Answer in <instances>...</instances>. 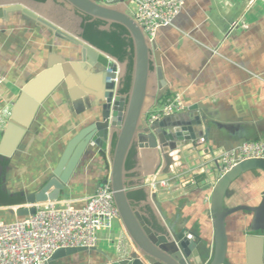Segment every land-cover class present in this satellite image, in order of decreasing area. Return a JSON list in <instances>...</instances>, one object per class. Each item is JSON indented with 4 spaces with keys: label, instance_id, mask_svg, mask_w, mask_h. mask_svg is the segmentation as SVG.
I'll list each match as a JSON object with an SVG mask.
<instances>
[{
    "label": "crops",
    "instance_id": "1",
    "mask_svg": "<svg viewBox=\"0 0 264 264\" xmlns=\"http://www.w3.org/2000/svg\"><path fill=\"white\" fill-rule=\"evenodd\" d=\"M57 2L29 5L47 21L79 36L84 17ZM231 3L186 0L173 25L158 31L155 42L168 89L163 95L166 99L156 106L150 108L151 100L146 101V109L150 108L147 119L176 93L187 106L199 104L210 122L205 136L208 146L224 151L243 142L264 141V8L257 5L245 12L242 2ZM7 16L0 19V75L5 80L0 87V144L24 88L47 73L18 111V119L29 123L20 129L16 147L10 155H0V220L13 222L17 217L10 208L23 205L28 196L44 186L69 141L95 120L98 101L85 92H95L94 87L103 82L102 69L107 61L104 53L99 54L100 64L91 68L81 61L79 46L42 31L20 12ZM240 19L246 26L230 32L232 24ZM125 73L120 75V88ZM149 93H154L151 87ZM181 153L186 156L184 149ZM110 157V153L90 147L59 199L82 206L107 176ZM191 159L194 167L196 157ZM156 165L157 159L154 161L148 152L135 153L132 173L127 176L129 187L133 191L144 189L148 198L152 177L145 174L152 173ZM211 185L206 175H197L184 189L157 192L150 204L139 205V209L147 219L154 217L161 232L165 226L170 233L184 229L192 234L205 244L210 258L214 228L211 189L207 187ZM263 191L264 174L258 170L245 172L230 186L223 208L255 207ZM252 217L245 211L227 217L224 264H246L245 238ZM115 225L117 234L114 227L111 234L101 235L97 251L90 256H65L52 264H107L106 255L117 260L116 246L124 250L133 246L123 228ZM258 234L264 237V233Z\"/></svg>",
    "mask_w": 264,
    "mask_h": 264
},
{
    "label": "water",
    "instance_id": "2",
    "mask_svg": "<svg viewBox=\"0 0 264 264\" xmlns=\"http://www.w3.org/2000/svg\"><path fill=\"white\" fill-rule=\"evenodd\" d=\"M60 2L67 4L82 17L87 16L92 20L105 22L106 26L103 29H108L112 24L126 29L133 45L131 84L129 92L123 95L120 93V80L118 84L105 82L107 79L115 78L114 73H105V68L113 64L107 62L102 69L103 82L99 85V91L85 92L98 101L99 109L95 120L81 128L69 141L51 177L37 193L28 196L24 204L59 199L82 157L90 147H94L99 153H110L108 174L101 184L109 181L123 230L133 246L132 250L117 248L119 255L117 260H112L106 255L107 264H224L227 252L225 219L238 211L253 214L245 238L246 264H264V237L258 234L264 233V191L262 200L255 207L241 206L229 210L223 208L224 199L228 196L232 183L243 173L251 170H258L264 174V160L242 161L222 175L212 188L207 187L211 189L210 209L214 228V249L210 258L209 253H206L205 244L199 239L195 240L186 230L170 233L163 226L164 231L161 232L157 231L152 223H146L147 217L141 212L139 205L150 204L151 196L138 206H135L128 198V194L133 191L127 182V176L132 173V170L125 169L130 151L134 149L137 155H142L146 151L154 161L157 159L155 170L145 176L155 177L156 181L166 180L170 174L169 167L172 165L169 153L183 148L191 141L207 137L210 122L207 121L206 112H203L199 104L187 106L184 113L149 122L148 111L160 102L168 89V84L165 81V73L155 40L151 42L146 40L137 23L126 12L124 4L100 5L92 0H60ZM51 3H54L53 0H45L44 3L33 0H0V19H6L8 13L20 12L42 31L52 32L54 36L79 46L81 61L88 66L93 68L99 65V54L103 53L81 38L82 29L79 30V36L74 37L61 27L44 19L29 5ZM46 75L47 73L42 74L24 88L12 110L3 135V143L15 127L25 129L28 126V120L18 119V111L27 101V94H30ZM150 87L154 91L153 94L149 93ZM148 98L152 106L146 109ZM0 155H7L3 151L2 141ZM33 213L32 208L29 210L23 208L17 211L16 216L24 217ZM96 251V248L62 249L52 256L48 264L65 256L88 257Z\"/></svg>",
    "mask_w": 264,
    "mask_h": 264
},
{
    "label": "built area",
    "instance_id": "3",
    "mask_svg": "<svg viewBox=\"0 0 264 264\" xmlns=\"http://www.w3.org/2000/svg\"><path fill=\"white\" fill-rule=\"evenodd\" d=\"M92 1L100 5L124 4L126 12L137 23L148 42L156 39L159 30L173 25L186 3V0ZM224 4L232 3L229 1ZM257 5L264 8V0L247 1L245 12ZM245 26V22L240 19L232 24L230 32ZM104 57L107 62L113 63L105 68V73L115 74L114 79L105 82L118 84L121 75L119 63L107 55ZM4 81L0 75V87ZM186 110L187 105L182 96L176 93L168 97L160 109L150 114L148 120L153 122ZM181 149H184L186 156L181 153ZM181 149L169 153L172 165L167 179L156 181L152 177L148 182L150 196L159 191L184 189L193 183L197 175H206L213 187L222 175L238 163L252 159L264 160V141L243 142L232 150L224 151L210 148L205 138H199ZM193 156L196 157L194 167L190 164L193 163ZM23 208H32L34 213L16 216L17 211ZM10 209L17 218L13 222L0 220V264H48L57 251L96 248L102 234H111L115 224L122 227L109 181L100 184L82 206H77L75 201L69 199H57L16 205ZM116 247L119 249L122 246Z\"/></svg>",
    "mask_w": 264,
    "mask_h": 264
},
{
    "label": "trees",
    "instance_id": "4",
    "mask_svg": "<svg viewBox=\"0 0 264 264\" xmlns=\"http://www.w3.org/2000/svg\"><path fill=\"white\" fill-rule=\"evenodd\" d=\"M33 1L39 3L45 2V0ZM105 26V22H102L100 20H92L91 18L85 16L81 25V38L100 52L115 59L118 63H127L126 73L120 88V93L124 95L129 92L131 84V75L133 71L132 41L128 37L126 29L122 26L112 24L108 29H103ZM165 99L166 98L163 97L160 101L163 102ZM134 155L135 151L134 149H132L125 163V169L127 171H130L134 167ZM128 198L132 203L135 204V206H138L141 202L147 199V194L144 189L141 188L130 192L128 194ZM146 209L149 215H152L150 209L148 207ZM152 219H146V223H152L153 227L157 231H161L162 229H160L156 222H154V217ZM225 222H227V218L225 219Z\"/></svg>",
    "mask_w": 264,
    "mask_h": 264
},
{
    "label": "bare ground",
    "instance_id": "5",
    "mask_svg": "<svg viewBox=\"0 0 264 264\" xmlns=\"http://www.w3.org/2000/svg\"><path fill=\"white\" fill-rule=\"evenodd\" d=\"M99 85L94 87V89L96 91H99ZM20 134H21V130L19 128L15 127V129H13L11 131L9 137L7 138V140L4 143H3V140H1L2 144H3V151L5 154H7V155L11 154L12 148L16 147V143L18 141V137H20Z\"/></svg>",
    "mask_w": 264,
    "mask_h": 264
},
{
    "label": "rangeland",
    "instance_id": "6",
    "mask_svg": "<svg viewBox=\"0 0 264 264\" xmlns=\"http://www.w3.org/2000/svg\"><path fill=\"white\" fill-rule=\"evenodd\" d=\"M58 1H60V0H58ZM221 2H223V3H226V2H229V1H231V0H220ZM247 1H249V0H242V5L245 7V3L247 2ZM126 65H127V63L126 62H124V63H120V71H121V75H124L123 74V71H125L126 70ZM117 232H118V226L117 225H115V229H114V235H116L117 234ZM102 235H104V234H102ZM206 253L208 254L209 253V250L207 249L206 250ZM206 253H205V256H206Z\"/></svg>",
    "mask_w": 264,
    "mask_h": 264
},
{
    "label": "flooded vegetation",
    "instance_id": "7",
    "mask_svg": "<svg viewBox=\"0 0 264 264\" xmlns=\"http://www.w3.org/2000/svg\"><path fill=\"white\" fill-rule=\"evenodd\" d=\"M53 1H54L55 4H59V3L57 2V0H53ZM61 4H62V3H61Z\"/></svg>",
    "mask_w": 264,
    "mask_h": 264
}]
</instances>
